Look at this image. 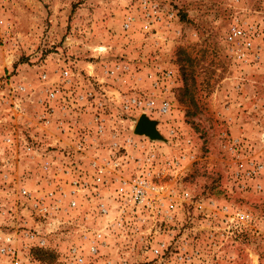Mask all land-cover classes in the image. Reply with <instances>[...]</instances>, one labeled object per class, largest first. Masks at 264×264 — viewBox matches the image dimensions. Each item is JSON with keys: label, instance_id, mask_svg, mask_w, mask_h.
<instances>
[{"label": "rangeland", "instance_id": "obj_1", "mask_svg": "<svg viewBox=\"0 0 264 264\" xmlns=\"http://www.w3.org/2000/svg\"><path fill=\"white\" fill-rule=\"evenodd\" d=\"M78 257L264 264V0H0V264Z\"/></svg>", "mask_w": 264, "mask_h": 264}, {"label": "water", "instance_id": "obj_2", "mask_svg": "<svg viewBox=\"0 0 264 264\" xmlns=\"http://www.w3.org/2000/svg\"><path fill=\"white\" fill-rule=\"evenodd\" d=\"M135 134L146 135L152 139L160 138V134L156 129V121L148 118L145 114H141L133 127Z\"/></svg>", "mask_w": 264, "mask_h": 264}, {"label": "built area", "instance_id": "obj_3", "mask_svg": "<svg viewBox=\"0 0 264 264\" xmlns=\"http://www.w3.org/2000/svg\"><path fill=\"white\" fill-rule=\"evenodd\" d=\"M239 33H240V30H237V29H233V31H232L233 35H237ZM23 191L25 192L26 190H23ZM137 196L141 198V194L137 195ZM1 251H4V248H1ZM82 260L83 259L81 257H78L77 260L74 262V264H80L82 262Z\"/></svg>", "mask_w": 264, "mask_h": 264}]
</instances>
